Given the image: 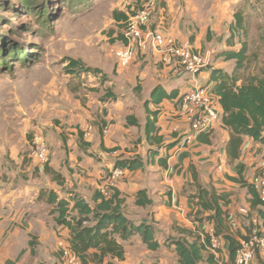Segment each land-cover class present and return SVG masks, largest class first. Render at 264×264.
Returning <instances> with one entry per match:
<instances>
[{
  "label": "crops",
  "instance_id": "crops-1",
  "mask_svg": "<svg viewBox=\"0 0 264 264\" xmlns=\"http://www.w3.org/2000/svg\"><path fill=\"white\" fill-rule=\"evenodd\" d=\"M239 1L158 0L150 21L151 29L188 43L204 55L207 64L196 77L199 85L210 90L215 85L210 79L212 69L231 74L235 67L233 59L226 60L219 53L238 48L230 46L227 38ZM90 66L101 69L107 80L100 84L92 74L75 77L79 86L74 89L73 79L69 83L71 77H66L64 98L52 102L46 123L32 128L44 136L49 147L46 165L60 173V180L45 171V164L33 159L28 163L23 157L19 170L0 173V263L55 264L60 259L59 241L64 239L70 244L71 234L67 226L57 225L51 206L38 198L40 191L54 190L60 197L74 191L91 201L117 160L138 156L146 162L149 148L158 149V157L164 158L155 157L142 170L123 169V176L115 181L110 193L118 191L128 218L155 224L160 247L149 250L140 236L134 235L122 241V259L106 258L101 264H179L174 245H164L165 240H202L203 234H210L214 228L213 222L205 218L211 212L199 211L198 186L222 196L220 205L228 215L223 230L236 241L254 230H263L257 208L250 204L248 188L237 180L240 177L251 184L264 167L263 143L247 134H235L223 123L219 103V119L212 129L193 135L187 142L191 129L188 118L178 109V101L194 85L189 74L175 75L170 67L158 64L155 52L136 54L126 67L111 61L104 66ZM246 81L237 73L235 85ZM157 86L160 89L152 93ZM160 90L173 96L161 99ZM147 117L153 119L162 137L161 148L146 139ZM246 117L247 125H253L250 115ZM259 130L264 137V119ZM170 143L173 145L169 149L163 147ZM140 189L146 190L151 204H135ZM218 237L221 247L215 257L217 263L230 264L228 242ZM210 253L203 250L198 264H208Z\"/></svg>",
  "mask_w": 264,
  "mask_h": 264
},
{
  "label": "rangeland",
  "instance_id": "rangeland-1",
  "mask_svg": "<svg viewBox=\"0 0 264 264\" xmlns=\"http://www.w3.org/2000/svg\"><path fill=\"white\" fill-rule=\"evenodd\" d=\"M33 2L28 9L23 0H0L2 174L19 170L22 157L31 162L32 128L46 123L52 102L64 98L66 77H71L69 83L73 79L74 89L79 86L66 71V58L79 59L89 66H104L107 61L117 65L114 52L123 43L124 22H119L115 13L130 14L142 0ZM236 10L242 15L246 33L236 32L234 47L243 41L247 44L245 66L239 73L264 77V0H240ZM258 263H264V258L257 256L253 264Z\"/></svg>",
  "mask_w": 264,
  "mask_h": 264
},
{
  "label": "trees",
  "instance_id": "trees-1",
  "mask_svg": "<svg viewBox=\"0 0 264 264\" xmlns=\"http://www.w3.org/2000/svg\"><path fill=\"white\" fill-rule=\"evenodd\" d=\"M23 2L26 8L31 9L33 7V0H23ZM115 17L117 20H123L124 22L127 19V15L123 12H116ZM229 30L230 35L227 38V42L230 46L234 45L233 39L236 32L246 33L242 15L237 10L234 13V21L231 23ZM246 51L247 44L243 41L237 49L224 50L219 53L226 60L233 59L235 67L231 74L221 69H212L210 79L215 82L212 90L218 97V102L223 109V123L232 128L235 134H247L264 144V137L261 136L259 130L260 124L264 119V77L247 76L246 82H243L240 86L235 85L237 73L245 66ZM66 60V71L71 73V76L79 79L83 75L92 74L99 76L100 84L107 80V75L99 68L84 65L79 59L72 57H67ZM135 89L138 90L139 85ZM158 89H160V86L155 87L152 93ZM160 94L161 99L173 96L172 92L167 93L163 90H160ZM112 98L116 99L117 97L113 95ZM151 114L154 113L151 112ZM246 114L250 115L254 122L253 125H247L249 121ZM259 119H262V121L258 122ZM129 123L138 124L136 121H129ZM145 133L149 144L156 143L158 148H161L162 137L158 135L153 119L150 117H147ZM238 142L239 140H237ZM172 145L173 143L165 144L163 147L169 149ZM158 156V149L149 148V156L146 162L137 156L117 160L114 166L128 170L141 169L145 163H150ZM163 158L158 157V159ZM161 164L165 165L164 162H161ZM45 171L51 174L53 179L60 180V173L54 171L46 164ZM194 176L195 174L193 173ZM237 180L241 186L248 188V192L251 195L250 204L253 208H257V214L261 220L260 225L263 228V230L260 229L258 232L264 231V202L258 198L251 184L240 177ZM198 190L196 203L199 205V211L211 212L205 218L213 222V234L215 236L221 235L228 242L229 259L232 262L238 241L223 230L228 215L220 205L222 196L214 190H207L201 186H198ZM38 198H43L51 206L50 213L55 214L57 225L67 226L70 230L71 250L78 256L80 264H101L106 258L122 259L124 255L122 241L130 239L134 235H139L141 242L149 250H156L160 247V242L155 238V224L128 218L122 210V200L116 190L109 195L96 191L91 201H87L74 191L67 192L65 196L60 197L54 190H41ZM151 202L145 189H140L136 192V205L145 206L151 204ZM209 243L210 234L205 232L202 240L199 237L191 241L186 239V237L179 239L167 238L164 245H174L179 264H198L203 258V250L207 249ZM206 261L208 264L217 263L216 258L211 253L206 258ZM107 264L111 263L108 261Z\"/></svg>",
  "mask_w": 264,
  "mask_h": 264
},
{
  "label": "built area",
  "instance_id": "built-area-1",
  "mask_svg": "<svg viewBox=\"0 0 264 264\" xmlns=\"http://www.w3.org/2000/svg\"><path fill=\"white\" fill-rule=\"evenodd\" d=\"M157 6L158 0H142L136 9H132L124 22L123 43L114 52L115 61L118 67H126L136 54L151 51L157 54L158 64L170 67L175 75H190L193 90L185 92L178 101V109L189 121L191 133L186 139L189 142L193 135L210 131L218 121V97L208 87L198 83L196 75L207 64L204 55L188 43H180L173 37L150 28V21ZM30 157L41 164L49 161V147L41 133L32 135ZM123 174V168L113 167L106 182L98 190L104 195H109L115 181ZM251 185L258 198L264 202V167L255 174ZM59 247L60 259L55 264H80L78 256L71 250V243L68 244L63 239L59 241ZM220 247L219 237L211 232L207 249L216 257ZM257 256L264 258V231L252 232L239 240L230 264H253Z\"/></svg>",
  "mask_w": 264,
  "mask_h": 264
}]
</instances>
